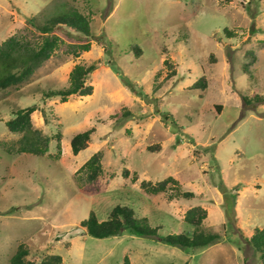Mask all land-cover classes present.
<instances>
[{"label": "rangeland", "instance_id": "1", "mask_svg": "<svg viewBox=\"0 0 264 264\" xmlns=\"http://www.w3.org/2000/svg\"><path fill=\"white\" fill-rule=\"evenodd\" d=\"M69 9L88 18L90 49L73 56L83 34L60 26L49 59L0 91V264L21 244L36 262L59 254L63 264H124L125 256L130 264H262L245 237L264 228V102L245 105L241 96H264V0H0V44L14 36L34 45L33 21ZM91 63L90 95H43L68 86L75 64ZM200 76L206 87L192 88ZM32 104V128L50 138L43 155L18 152L22 134L6 125L11 111ZM88 127V147L72 154V135ZM96 151L102 173L91 184L79 168ZM167 176L197 196L170 200L172 189L140 185ZM117 204L160 226L157 235L96 238L80 225L90 211L107 219ZM196 205L207 211L201 229L219 239L198 248L163 242L191 231L183 218Z\"/></svg>", "mask_w": 264, "mask_h": 264}, {"label": "trees", "instance_id": "2", "mask_svg": "<svg viewBox=\"0 0 264 264\" xmlns=\"http://www.w3.org/2000/svg\"><path fill=\"white\" fill-rule=\"evenodd\" d=\"M33 25L40 33L41 38V40L34 45H30L27 42H19L14 36L7 38L0 44V91L23 83L33 73L36 67L49 59L62 42L60 36L54 33L55 29H58L60 26L68 27L78 34H83L80 41L84 39L85 42L81 41L77 44H71V47H73L70 53L73 56L77 57L80 50L88 51L90 49V42L86 41L90 34L89 20L74 9L53 14L43 22L35 23V21H33ZM224 31L226 32L225 29ZM94 69H96L94 63L88 65L75 64L69 72L68 86L47 90L43 95L46 98L57 96L60 97L61 101H66L68 96L72 94L78 96L90 95L93 91V87L91 84H88L87 81L89 80L90 73ZM191 86L192 88H205V77L200 76ZM241 99L245 105H254L264 102V96L258 94H253L251 96L242 95ZM36 109H38L36 104L24 108H17L11 111L13 118L6 121V125L10 131L20 132L22 134L19 138L20 147L17 149L20 153L28 152L36 155H43L48 150L47 144L50 138L42 135L39 129H33L30 122V114ZM119 115L126 117L130 115V112L129 110L122 111ZM44 120L46 122L48 121L46 116ZM93 132L94 128L89 127L72 135L70 139L72 154L76 155L88 146ZM59 134L60 132L57 133V136ZM151 148L152 147L149 146L148 149ZM100 160L101 154L99 151H96L80 166V170H85L88 183L95 184L98 182L102 173ZM127 173L128 172L124 170L122 175ZM140 185L145 191L152 194L166 192L170 188L174 191V193H171V191L168 195L170 200L179 197L188 199L197 196L195 193L185 191L181 188L179 182L172 176H167L155 183L141 181ZM206 216V209L200 205L190 207L185 211L183 219L192 227L191 231L189 233H168L161 237L162 241L181 248H198L212 244L219 239L220 234L215 232H204L201 229L203 220ZM80 225L87 234L96 238L117 235L123 229L129 230L131 233L139 236H156L158 229L161 228L160 226L150 225L147 217H136L132 208L120 204L113 206L109 212L108 218L102 221H98L94 211H90L87 218L80 222ZM245 240L255 251L259 252L262 264H264V228L255 227L253 233L250 236H246ZM28 254V249L21 244L18 246L15 253L11 255L9 262L10 264H63L62 257L59 254H49L38 262L27 259L26 257ZM124 264H130L126 256L124 257Z\"/></svg>", "mask_w": 264, "mask_h": 264}, {"label": "crops", "instance_id": "3", "mask_svg": "<svg viewBox=\"0 0 264 264\" xmlns=\"http://www.w3.org/2000/svg\"><path fill=\"white\" fill-rule=\"evenodd\" d=\"M88 128H89V127H88ZM86 129H87V128H86ZM79 131H83V130H79ZM92 134H93V133H92ZM87 147H88V146H87ZM87 147H86V148H87Z\"/></svg>", "mask_w": 264, "mask_h": 264}]
</instances>
